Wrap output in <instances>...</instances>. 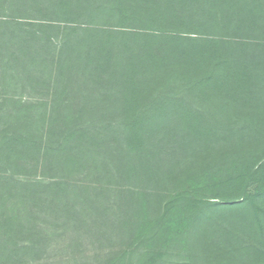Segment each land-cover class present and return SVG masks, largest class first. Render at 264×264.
I'll use <instances>...</instances> for the list:
<instances>
[{
    "label": "trees",
    "instance_id": "16d2710c",
    "mask_svg": "<svg viewBox=\"0 0 264 264\" xmlns=\"http://www.w3.org/2000/svg\"><path fill=\"white\" fill-rule=\"evenodd\" d=\"M0 81L1 187L96 264H264V0H0Z\"/></svg>",
    "mask_w": 264,
    "mask_h": 264
},
{
    "label": "rangeland",
    "instance_id": "374dc122",
    "mask_svg": "<svg viewBox=\"0 0 264 264\" xmlns=\"http://www.w3.org/2000/svg\"><path fill=\"white\" fill-rule=\"evenodd\" d=\"M3 89L4 84L0 81V105L10 108L3 99ZM3 126L4 124H0V128ZM18 156H11L10 159L2 156L0 161L18 163L22 160ZM8 170V174L11 172L22 181L39 177L34 168H28L29 171L20 170L19 173L11 168ZM1 182L0 264H96L97 258L94 257L107 246V239L98 240L92 234L85 233L86 225H82V230L73 223L72 227H66L67 219L59 210L54 216L45 206L41 208L37 204L44 196L39 190L30 187L28 195H25L19 193L21 183L14 191H9L1 187ZM255 186L257 187L253 185L249 188L250 192L256 190ZM207 188V194H216L212 191L211 184ZM31 194L34 198L30 197ZM209 196L211 201H221L219 197H215L217 195ZM3 197L8 201L3 200ZM85 220L92 224L95 219L88 217Z\"/></svg>",
    "mask_w": 264,
    "mask_h": 264
}]
</instances>
